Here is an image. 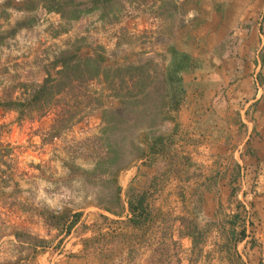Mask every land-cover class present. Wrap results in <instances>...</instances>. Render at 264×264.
Segmentation results:
<instances>
[{"label":"rangeland","instance_id":"1","mask_svg":"<svg viewBox=\"0 0 264 264\" xmlns=\"http://www.w3.org/2000/svg\"><path fill=\"white\" fill-rule=\"evenodd\" d=\"M73 1L78 12L64 16L53 0H0V264H99L103 251L83 243L125 231L116 221L128 212L104 210L119 209L117 186L124 209L132 188L161 221L129 257L116 239L114 264H150L162 240L171 264H190L192 242L178 234L188 213L204 217L198 264H264V0ZM172 48L201 63L176 108L160 82ZM65 52L104 62L92 81L72 74L57 98L64 131L52 136L57 110L20 118L1 103L27 99ZM160 135L167 155L149 149ZM170 227L183 250L165 240Z\"/></svg>","mask_w":264,"mask_h":264},{"label":"trees","instance_id":"2","mask_svg":"<svg viewBox=\"0 0 264 264\" xmlns=\"http://www.w3.org/2000/svg\"><path fill=\"white\" fill-rule=\"evenodd\" d=\"M53 1L57 5H52L50 9L56 11L62 10L64 8V16L65 8L75 7L76 9L73 13H76L78 12V6L82 5V3L78 5L75 4L73 0ZM101 2H103L102 4H104V8L111 6L108 0H94L95 7L93 8L99 6ZM83 5L86 6L87 4L83 3ZM90 10V8L87 10L84 9V12H88ZM58 12L61 13V11ZM262 60L264 64V58ZM103 62L104 59L101 57L83 58L77 53L65 52L61 54L58 58H56L54 63H52V66L56 71L55 74H52L51 71H49L43 83L39 85L28 96L27 99L13 100L8 98L2 101L1 106L5 109L18 112L20 118L29 116L34 112H37L40 114V116H43L52 109L57 110L58 114L56 123L52 128V136L60 135L61 132L64 131V112L63 110L59 109L57 98L62 94V92H64V88H67V86L77 81V78L75 76H72V74L81 72L82 70L88 71V74H90V77L88 79L92 81L96 78V76H98L100 70L102 69L101 64ZM87 67H89L90 70L84 69ZM200 69L201 63L199 59L194 58L190 53L172 48L171 56L166 58L164 72L162 73V78L160 80L161 84L165 88V91L166 89H168L167 91L170 100V107L176 108L183 100V97H185L186 84L184 81V76ZM103 71L105 73H108L109 69H104ZM260 81L264 85L263 75H260ZM147 87L148 85H146V88ZM170 107L165 117L167 120H172L171 114L173 110H171ZM138 119L140 120L139 117ZM123 120V118L119 117V121L125 122ZM107 123H111V118L106 120L105 124ZM170 142L171 141L169 140V137L160 135L149 143V149L152 151L153 154L167 155L168 150L171 146ZM131 189L132 188H129L128 190V194L130 196L128 201V209H124L125 207L122 203V198L120 196L121 188L119 186H117V196L115 198L116 208L119 209H113L115 205L104 209L106 212L116 217H121L124 214L125 210L128 212V215L125 217V220H121L119 218V221H116L124 227V229L120 230L125 231L118 232L112 230L106 233H99L94 237L87 238L83 243L85 254H95V252L97 253L98 250L100 252L103 251L104 259L99 260V264L115 263V259L118 256L116 255V253L118 254L120 250L115 253V257V255H113L115 249H112V243L118 238L121 241L120 243L124 246V251H126L128 257L131 254H136L137 251H139V248L143 249V247L147 245V242L150 240L149 236H151V232L157 228V224L161 221V212H158L155 209H150L149 203L147 202V195L144 193L132 194ZM82 215L83 214L79 212L75 213L72 216V221L69 222L66 227L67 234L71 233L74 226L80 221ZM101 217L104 222H108L111 220L106 215H101ZM198 217L204 218L203 214L196 213V215H193L192 213H188L187 216L181 217L178 220L180 221L182 226V229H179L178 231L179 237L181 239L188 238L192 242V255L189 259L190 264H198V261L200 260L201 255L204 252L203 246L206 243V234H204L205 232L203 233V228L201 229V227L199 226ZM168 230L169 233H167L165 240L169 238L171 241V245H173L174 248L178 247V249L183 250L182 244H180L179 241H174L173 229L170 227ZM238 234V238L236 239L237 242L246 239V230H242ZM16 236H19V233L16 234ZM104 241H107L110 245L106 247V245L102 244V242ZM158 244L160 247L154 249V252L159 255V258L157 260H154L155 255L152 256L150 264H171V256L169 255V249L165 248V241L162 240L161 243ZM182 253L183 252H177V254L175 255L178 263H182Z\"/></svg>","mask_w":264,"mask_h":264}]
</instances>
